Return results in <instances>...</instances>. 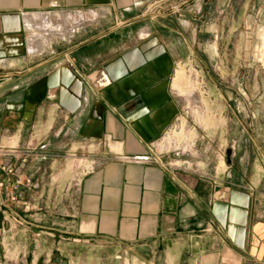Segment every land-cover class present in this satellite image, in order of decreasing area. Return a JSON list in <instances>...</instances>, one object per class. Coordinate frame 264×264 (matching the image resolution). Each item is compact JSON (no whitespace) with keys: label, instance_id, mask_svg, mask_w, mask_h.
Segmentation results:
<instances>
[{"label":"crops","instance_id":"crops-1","mask_svg":"<svg viewBox=\"0 0 264 264\" xmlns=\"http://www.w3.org/2000/svg\"><path fill=\"white\" fill-rule=\"evenodd\" d=\"M160 1L0 0V264H264L251 188L155 154L202 17L148 16ZM91 142L92 166L64 180L61 148Z\"/></svg>","mask_w":264,"mask_h":264},{"label":"rangeland","instance_id":"rangeland-1","mask_svg":"<svg viewBox=\"0 0 264 264\" xmlns=\"http://www.w3.org/2000/svg\"><path fill=\"white\" fill-rule=\"evenodd\" d=\"M190 6L202 17L192 31L193 51L173 76L181 112L155 154L182 174L223 176L251 188L255 219L264 222V0H168L147 14L178 16ZM100 151L97 142L61 148L64 180L86 172ZM41 174L48 180L53 172ZM1 224L5 233L18 228L7 216Z\"/></svg>","mask_w":264,"mask_h":264},{"label":"built area","instance_id":"built-area-1","mask_svg":"<svg viewBox=\"0 0 264 264\" xmlns=\"http://www.w3.org/2000/svg\"><path fill=\"white\" fill-rule=\"evenodd\" d=\"M166 1H168V0H162L159 3H157L156 5H153L152 7L158 6V5H161V4H164ZM152 7L148 8V10H147L148 13L151 11ZM178 7L179 6L173 7V10H174L173 12H176L177 13V11L179 10ZM1 169L9 177H11L10 189L12 191H16V189H18L23 184V178H22V176H20V174L16 173L14 171V168L11 167V166H9V167L2 166ZM3 186H4V184L2 182H0V189H2ZM10 199H11V201H15L16 200V197L15 196H12ZM4 218H6L5 215H4ZM13 227H16V225H13Z\"/></svg>","mask_w":264,"mask_h":264},{"label":"bare ground","instance_id":"bare-ground-1","mask_svg":"<svg viewBox=\"0 0 264 264\" xmlns=\"http://www.w3.org/2000/svg\"><path fill=\"white\" fill-rule=\"evenodd\" d=\"M35 17V16H34ZM32 18V17H31Z\"/></svg>","mask_w":264,"mask_h":264}]
</instances>
